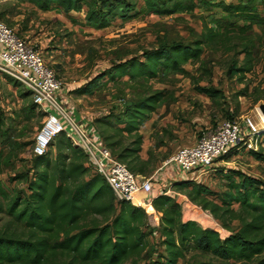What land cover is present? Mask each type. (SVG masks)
I'll use <instances>...</instances> for the list:
<instances>
[{
	"label": "rangeland",
	"instance_id": "obj_1",
	"mask_svg": "<svg viewBox=\"0 0 264 264\" xmlns=\"http://www.w3.org/2000/svg\"><path fill=\"white\" fill-rule=\"evenodd\" d=\"M90 1L84 0L85 5ZM124 1L131 7L125 18H114L101 30L85 25L84 4L79 12L64 13L58 8L42 12L26 1L0 0V22L31 45L60 81L62 86L56 98L63 109L76 119L90 121L96 129L100 128L97 122L105 120L109 135L114 134L112 129L122 127L119 123L127 107L151 92L160 91L158 107L137 131L141 137L138 156L150 162L147 172L139 177L150 180L154 193L168 189L170 195L177 194L172 200L179 207L181 221L193 220L200 227L216 230L224 238L237 229L238 223L231 222L224 228L207 210L188 199L189 189H169L168 181L175 175L166 162L178 149L193 145L217 124L233 121L241 125L244 119L256 129L253 137L256 153L264 155V130L257 114L258 106L264 104V27L252 26L248 31H240L244 23L223 14L218 7L220 3L235 5L236 0H203V3L193 0L195 7L191 12L169 16L147 12L142 0ZM169 1L164 0V5L169 6ZM247 5L258 15H264V0H249ZM203 26L221 34L219 45L203 46L198 59L186 62L176 73L160 71L147 83L128 82L126 77L110 82L104 76L89 95L75 92L114 64L130 58L142 61V53L155 49L159 43L202 42ZM244 43L250 55L245 65L248 72L231 75L234 64V69L242 66L244 55L239 53ZM197 88L209 89L214 95L207 97L198 93ZM43 121V112L31 105L21 86L0 73V162L4 163L0 166V191L5 195L3 198L0 194V199L4 202L25 189L22 180L33 157L34 136ZM129 141L125 138L121 144L124 146ZM21 143L28 145L19 149ZM248 153L243 149L233 152L191 180L190 186L206 188L210 193L206 199L217 202L226 191L227 175L234 171L264 182V163L255 161ZM231 207L236 209L237 204ZM144 211L147 216L142 229L147 246L132 259L134 262L160 260L158 256L163 254L159 233L161 215L153 209ZM0 228L19 235L25 232L2 212ZM208 259L206 254L187 250L176 264ZM228 264L237 263L228 261Z\"/></svg>",
	"mask_w": 264,
	"mask_h": 264
},
{
	"label": "trees",
	"instance_id": "obj_2",
	"mask_svg": "<svg viewBox=\"0 0 264 264\" xmlns=\"http://www.w3.org/2000/svg\"><path fill=\"white\" fill-rule=\"evenodd\" d=\"M12 1L29 2L42 12L52 8L64 13L79 12L85 5L84 0ZM195 1L203 3V0ZM247 1L236 0L235 5L220 3L218 6L223 14L244 23L239 27L242 32L252 26L264 27V15L255 13ZM142 2L147 12L157 16L188 13L195 7L193 0L185 3L170 0L169 6L164 5V0ZM85 7L84 23L96 30L106 28L114 18L124 19L131 8L124 0H91ZM202 29V42L159 43L155 49L142 53V61L130 58L114 64L75 92L89 95L95 83L104 76L110 82L126 77L128 82L147 83L160 71L176 73L186 62L197 60L203 46L219 45L221 34L217 30L206 26ZM245 46L247 43L239 53L244 55L242 66L234 69V64L231 75L248 72L245 65L250 55ZM196 90L207 97L214 95L209 89ZM161 98L162 93L154 91L127 107L119 123L122 127L112 129L113 135L107 133L105 120L97 122L100 127L97 132L104 146L131 174L143 176L147 172L150 162L138 156L141 137L137 131L158 107ZM125 138L130 141L123 146L121 142ZM27 145L21 143L19 149ZM248 155L264 163V155L253 151ZM2 164L1 161L0 166ZM227 179L226 191L217 202L206 199L210 195L206 188L191 187V180L172 184L171 189H189L188 199L207 210L222 227L238 223L234 232L220 238L214 229L200 227L193 220L181 221L173 197L156 194L150 199V205L161 215L159 233L163 254L158 256L160 260L134 262L132 259L147 246L146 233L142 229L146 212L128 201H116L102 177L92 172L82 151L60 133L50 141L43 155L29 160L22 180L26 183L24 191L5 202L0 199V212L25 231L19 235L0 228V264H123L128 259L131 260L128 264H176L187 250L210 257L191 264H228V261L264 264V182L236 171L227 175ZM0 194L5 198L1 191ZM232 204H237V208L233 209Z\"/></svg>",
	"mask_w": 264,
	"mask_h": 264
},
{
	"label": "built area",
	"instance_id": "obj_3",
	"mask_svg": "<svg viewBox=\"0 0 264 264\" xmlns=\"http://www.w3.org/2000/svg\"><path fill=\"white\" fill-rule=\"evenodd\" d=\"M0 73L5 74L28 93L30 102L44 114L41 129L35 134L31 154H44L50 141L63 133L73 146L85 155L92 172L102 177L116 201H128L134 206L151 207L152 186L149 179L132 175L104 146L96 127L88 120L76 119L58 103L61 83L48 69L31 45L20 39L9 27L0 22ZM256 129L248 119L237 124L221 122L202 135L191 146L178 149L166 162L174 177L172 184L194 180L223 157L243 149L257 151ZM159 194L174 197L170 191L160 189Z\"/></svg>",
	"mask_w": 264,
	"mask_h": 264
},
{
	"label": "bare ground",
	"instance_id": "obj_4",
	"mask_svg": "<svg viewBox=\"0 0 264 264\" xmlns=\"http://www.w3.org/2000/svg\"><path fill=\"white\" fill-rule=\"evenodd\" d=\"M257 114H258V116H259V118H260V121H261V123H262V125H263L262 129L264 130V117H263V115L260 113L259 109H257ZM145 210H146V211H150L151 208H150V207H146Z\"/></svg>",
	"mask_w": 264,
	"mask_h": 264
},
{
	"label": "water",
	"instance_id": "obj_5",
	"mask_svg": "<svg viewBox=\"0 0 264 264\" xmlns=\"http://www.w3.org/2000/svg\"><path fill=\"white\" fill-rule=\"evenodd\" d=\"M258 109H259L260 113H261V114L263 115V117H264V104L259 105V106H258Z\"/></svg>",
	"mask_w": 264,
	"mask_h": 264
},
{
	"label": "crops",
	"instance_id": "obj_6",
	"mask_svg": "<svg viewBox=\"0 0 264 264\" xmlns=\"http://www.w3.org/2000/svg\"><path fill=\"white\" fill-rule=\"evenodd\" d=\"M159 194V192H152L151 196L149 198H152L154 195Z\"/></svg>",
	"mask_w": 264,
	"mask_h": 264
}]
</instances>
